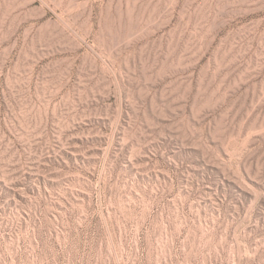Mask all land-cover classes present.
Returning <instances> with one entry per match:
<instances>
[{
  "label": "rangeland",
  "instance_id": "374dc122",
  "mask_svg": "<svg viewBox=\"0 0 264 264\" xmlns=\"http://www.w3.org/2000/svg\"><path fill=\"white\" fill-rule=\"evenodd\" d=\"M0 264H264V0H0Z\"/></svg>",
  "mask_w": 264,
  "mask_h": 264
}]
</instances>
